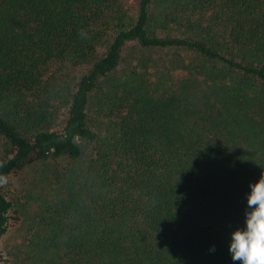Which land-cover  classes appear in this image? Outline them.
<instances>
[{"label": "trees", "instance_id": "1", "mask_svg": "<svg viewBox=\"0 0 264 264\" xmlns=\"http://www.w3.org/2000/svg\"><path fill=\"white\" fill-rule=\"evenodd\" d=\"M125 1L0 0V264H240L264 0Z\"/></svg>", "mask_w": 264, "mask_h": 264}, {"label": "clouds", "instance_id": "2", "mask_svg": "<svg viewBox=\"0 0 264 264\" xmlns=\"http://www.w3.org/2000/svg\"><path fill=\"white\" fill-rule=\"evenodd\" d=\"M249 187L245 226L231 233L229 252L240 264H264V172Z\"/></svg>", "mask_w": 264, "mask_h": 264}, {"label": "rangeland", "instance_id": "3", "mask_svg": "<svg viewBox=\"0 0 264 264\" xmlns=\"http://www.w3.org/2000/svg\"><path fill=\"white\" fill-rule=\"evenodd\" d=\"M134 1L135 0H126L125 2L134 4ZM130 11H131L130 13L134 12V6L131 7ZM135 50H136V48L132 47V45H126L124 50H123V53L125 54V56L128 53L126 59H130ZM158 62H160V61H158ZM158 62L156 63V65L161 66V64L160 63L158 64ZM156 67H158V66H156ZM72 72H73V74L77 75L80 72V70H78V71L74 70ZM29 174H30L29 171L24 170V171H21L17 174L9 175V177L2 184L3 191H5V193L10 198H15L17 200V202L20 203L21 206H18V209H21L22 203H24L27 200V197H26L27 192H31L34 189V188H31L30 186H28L26 184V179H27ZM17 217L19 218V220L23 218V216L19 215V214L17 215ZM19 226H20V223L18 224V222L15 221L13 224H11L8 232L2 237L1 247H2V251L4 253H6L5 251L9 247H11L13 244L16 243L17 235H18V231H19L17 228ZM14 228H15V230H14Z\"/></svg>", "mask_w": 264, "mask_h": 264}]
</instances>
